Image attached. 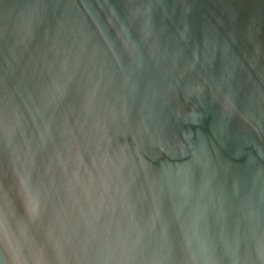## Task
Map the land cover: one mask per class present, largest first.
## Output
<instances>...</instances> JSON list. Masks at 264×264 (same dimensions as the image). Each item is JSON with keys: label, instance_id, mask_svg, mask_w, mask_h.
<instances>
[{"label": "water", "instance_id": "1", "mask_svg": "<svg viewBox=\"0 0 264 264\" xmlns=\"http://www.w3.org/2000/svg\"><path fill=\"white\" fill-rule=\"evenodd\" d=\"M0 264H264V0H0Z\"/></svg>", "mask_w": 264, "mask_h": 264}]
</instances>
